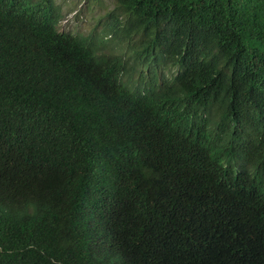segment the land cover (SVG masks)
<instances>
[{
  "label": "trees",
  "instance_id": "16d2710c",
  "mask_svg": "<svg viewBox=\"0 0 264 264\" xmlns=\"http://www.w3.org/2000/svg\"><path fill=\"white\" fill-rule=\"evenodd\" d=\"M23 1L0 0V264H264V0H114L105 72Z\"/></svg>",
  "mask_w": 264,
  "mask_h": 264
},
{
  "label": "rangeland",
  "instance_id": "374dc122",
  "mask_svg": "<svg viewBox=\"0 0 264 264\" xmlns=\"http://www.w3.org/2000/svg\"><path fill=\"white\" fill-rule=\"evenodd\" d=\"M54 2L60 13V18L57 21V28L74 34L81 33L83 36L87 35L88 37H90L91 31L98 25V20L101 18L102 14H104V11L116 5L114 0H101V5L105 7L102 9L98 8L100 6L99 4H92L86 2V0H54ZM86 3L89 5H86ZM101 29L102 27H97L95 30L96 33L99 34ZM98 53L101 55L100 57H102L104 54H114L115 51L109 52L107 49H104L102 51L99 50L95 55L98 56ZM95 58L104 70H109L111 68V59ZM111 76L116 81L119 75L116 72H112Z\"/></svg>",
  "mask_w": 264,
  "mask_h": 264
},
{
  "label": "clouds",
  "instance_id": "9594fccd",
  "mask_svg": "<svg viewBox=\"0 0 264 264\" xmlns=\"http://www.w3.org/2000/svg\"><path fill=\"white\" fill-rule=\"evenodd\" d=\"M39 1L40 0H24L22 3H20L18 6H15V7L11 6L10 4H9L8 7H6L7 4H3L2 7L5 8V9H8V10H11V11H18V10H22V9H25V8L26 9H31V10L35 11L34 17L39 16V15L45 16L47 14L46 13H44V14L42 13V8H44V7H42V8L39 7ZM41 1L44 3V5H47V3H48V0H41ZM53 3H54V6L57 7V5L55 4L54 0H53ZM57 10H58V8H57ZM52 15L54 16L55 20H54V22H52V21H50V22H51V26H52L54 32L57 33V34H64V35L68 34V35H71V36L81 35L83 38H85L86 41L88 43H90L91 46H92V48L90 47V49H91L90 52H91L92 58L97 62L96 65L98 67H100L101 69H103L101 67V65L99 64L98 60L95 58V57H98V58H101V59L102 58L103 59H108L109 58L107 54H104V56H102V57H100L101 55L99 53H98L99 54L98 56L95 55L99 50L102 51V50L106 49V48H102L105 45V43L104 44H98L97 46H95V43L99 42V39H100V36H101V33H102V29H101V32L99 34H97L96 31H95L96 28L99 27L100 25H96V27L91 31L90 37H88L87 35L83 36L81 33H75L74 34L72 32H66V31L59 30L57 28V21L60 18V13H59V11H58V13H53L52 12ZM14 29L17 31V36H18V41L16 43H14V45H13V47L14 46L16 47L17 45H19L21 43V41L24 40L23 39V37H24V26L22 25V22H15ZM103 71L105 72L106 70L103 69ZM140 73H144V74L148 75V71L147 70H143V72L138 71L135 74H133L132 79L134 81H138ZM120 78L122 79V81L125 80V77H123V76H120Z\"/></svg>",
  "mask_w": 264,
  "mask_h": 264
}]
</instances>
